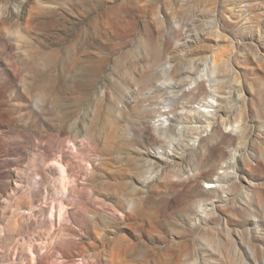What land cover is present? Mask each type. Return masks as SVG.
Segmentation results:
<instances>
[{
	"label": "rangeland",
	"instance_id": "374dc122",
	"mask_svg": "<svg viewBox=\"0 0 264 264\" xmlns=\"http://www.w3.org/2000/svg\"><path fill=\"white\" fill-rule=\"evenodd\" d=\"M0 264H264V0H0Z\"/></svg>",
	"mask_w": 264,
	"mask_h": 264
},
{
	"label": "bare ground",
	"instance_id": "6f19581e",
	"mask_svg": "<svg viewBox=\"0 0 264 264\" xmlns=\"http://www.w3.org/2000/svg\"><path fill=\"white\" fill-rule=\"evenodd\" d=\"M117 71H118V73H120L123 76H127L130 78L134 77L132 71L129 69L118 68ZM140 75L144 78L143 79L144 83H149V82H153L155 80H159L163 76V75L159 74L158 69H156L153 65L150 66V68H148L143 73H140ZM133 79L135 81H137V83L139 82L137 79H135V77ZM159 91L160 92L157 93L155 96H150V98L145 99V101H148L149 103L155 102V99L162 92V90H159ZM143 106H144V104L142 102H140L138 99H135L134 105L132 106L131 109H129V110L121 109L119 111L120 116H116V115H114V112L116 110L114 103H112V105L105 107V108L103 107V105H101L100 109L98 110L100 112L97 115V119L95 118L96 121L94 120L95 121L94 123L96 125L95 127H97V126H99V123L101 124L102 120L105 119L106 122L104 125V129L106 130V142H107L106 146H107V148L108 147H116L118 150L123 151L126 148H128L129 146L136 144L132 141V139L129 138V134H131L133 132L135 134L136 133L142 134L143 132H145L144 127H142V125H139V120L143 121V118H144V114L142 113L143 112V110H142ZM130 113L133 116H135V119L130 121V123L133 126L131 128H128L125 132H123L122 135H120V133H119L120 136H118V132L121 131V126L119 124V120H121L122 118H125L126 116H127V118H129V116L131 115ZM136 117H137V119H136ZM131 119H133V118H131ZM140 124H142V123H140ZM122 130H125V129L122 128ZM169 130L173 131V127H170ZM114 140H116V143L113 145ZM139 240H140V243H138L137 245H143V240L141 237L136 236L133 241L135 242V241H139Z\"/></svg>",
	"mask_w": 264,
	"mask_h": 264
}]
</instances>
